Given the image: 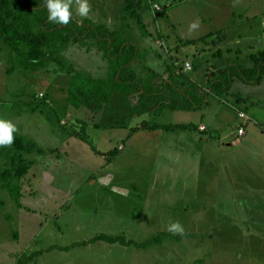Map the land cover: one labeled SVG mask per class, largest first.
<instances>
[{"label": "rangeland", "instance_id": "1", "mask_svg": "<svg viewBox=\"0 0 264 264\" xmlns=\"http://www.w3.org/2000/svg\"><path fill=\"white\" fill-rule=\"evenodd\" d=\"M87 2L81 17L72 0L70 19L121 30L139 59H154L136 63L146 88L168 81L199 98L228 65L249 69L251 55L264 52V0ZM13 54L0 33V118L17 129L0 146V174L24 170L13 180L19 200L0 180V264H264V78L235 77L197 111L163 100L138 112L132 93L95 114L70 105L68 70L50 63L25 71ZM65 56L85 75L109 74L94 39ZM241 112L249 117L245 137ZM169 124L192 127H149ZM197 138L208 144L189 141ZM175 223L182 233L169 231ZM101 234L164 240L145 249L95 241Z\"/></svg>", "mask_w": 264, "mask_h": 264}, {"label": "trees", "instance_id": "2", "mask_svg": "<svg viewBox=\"0 0 264 264\" xmlns=\"http://www.w3.org/2000/svg\"><path fill=\"white\" fill-rule=\"evenodd\" d=\"M48 17L49 10L44 0H0V33L3 41L14 51L15 64L25 71H37L49 66L50 63H56L62 69L68 70L71 75L70 105L79 109L87 108L95 114L106 111L117 94L132 93L138 95V106L135 107L137 111H142L144 108L149 110L163 100H175L176 109L197 111L211 93L222 96L229 91L235 77L248 84L260 83L264 78V52H261L251 55L254 65L249 69H245L240 64L228 65L220 76L211 81L205 93L199 98L191 96L192 94H184L168 81L160 89L146 88L144 85L146 80L142 79L135 69L139 59V48L129 41L123 31H113L107 24L96 23L89 18L82 22L70 19L67 24H60L49 21ZM136 17L141 20V16ZM87 39L96 40L100 51H103L104 58L108 60L110 70L107 77L85 75L71 65L66 58L65 53L70 46L83 43ZM198 42L200 41H188L185 45ZM149 127L151 129L157 127L189 129L192 125L169 124L149 125ZM20 159L23 160V157L20 156ZM23 172V166H20L17 173L13 174L7 169L0 174V180L7 184L17 200L20 198L21 190L19 185L13 183V180L14 177H21ZM161 235L137 243L134 240H127L124 235L112 237L101 234L95 241L121 242L146 249L162 244L164 239Z\"/></svg>", "mask_w": 264, "mask_h": 264}, {"label": "clouds", "instance_id": "3", "mask_svg": "<svg viewBox=\"0 0 264 264\" xmlns=\"http://www.w3.org/2000/svg\"><path fill=\"white\" fill-rule=\"evenodd\" d=\"M76 11L81 17H87L90 11V6L87 0H76ZM72 0H47V8L49 10V21H55L60 24H67L70 20L71 11L70 6ZM193 28L196 25H192ZM16 126L7 119L0 118V146H8L14 142L13 133L16 132ZM169 231L183 232V229L179 223L171 224Z\"/></svg>", "mask_w": 264, "mask_h": 264}, {"label": "crops", "instance_id": "4", "mask_svg": "<svg viewBox=\"0 0 264 264\" xmlns=\"http://www.w3.org/2000/svg\"><path fill=\"white\" fill-rule=\"evenodd\" d=\"M100 5H102V3L101 4H98V6L97 7H101ZM96 7V8H97ZM104 8H105V6H104ZM264 38V37H263ZM159 53V52H158ZM156 58H158V59H163L164 58V55H162V52L161 53H159L158 54V56H155ZM174 58H176V56H174ZM174 58H172L171 60H172V62L174 63V62H176V59H174ZM154 59H152V58H144V57H140V59H139V63H138V65L139 66H143L144 64H148V62L150 61L151 63H150V65L152 64V63H154V61H153ZM164 60H166L167 61V59L165 58ZM142 61V62H141ZM155 63H156V61H155ZM154 63V64H155ZM177 64V63H176ZM150 77V76H149ZM143 79H146V80H148L149 81V79L148 78H145V77H142ZM195 83H197L196 81H195ZM201 125H205L204 123H201ZM200 125V126H201ZM248 125V123H246L245 124V126H247ZM206 126V125H205ZM246 129H247V127H246ZM247 133H246V131H245V135H246ZM245 137V136H244ZM206 139V138H205ZM205 139H200V138H197L196 140H193V139H189V141L190 142H193V143H195V144H198V143H200V142H202V143H205V144H208V142H207V140H205ZM205 140V141H204ZM262 143V142H261ZM263 144V143H262ZM176 148H178V147H176ZM184 147L183 146H181V149H177V153L178 152H180V153H182V149H183ZM263 150H264V147L262 148ZM181 150V151H180ZM188 151V150H187Z\"/></svg>", "mask_w": 264, "mask_h": 264}, {"label": "built area", "instance_id": "5", "mask_svg": "<svg viewBox=\"0 0 264 264\" xmlns=\"http://www.w3.org/2000/svg\"><path fill=\"white\" fill-rule=\"evenodd\" d=\"M154 6L158 9H160V5L158 3H155ZM187 69H191L190 63L187 64ZM240 119H241V122H243V123H239L237 125V128H238L239 134L243 135L245 133L244 126L246 123H248L249 117L246 115L245 112H241L240 113Z\"/></svg>", "mask_w": 264, "mask_h": 264}, {"label": "bare ground", "instance_id": "6", "mask_svg": "<svg viewBox=\"0 0 264 264\" xmlns=\"http://www.w3.org/2000/svg\"><path fill=\"white\" fill-rule=\"evenodd\" d=\"M244 129H246L245 127H244ZM239 132V131H238ZM240 135V134H239ZM245 135V133L243 134V135H241V136H244Z\"/></svg>", "mask_w": 264, "mask_h": 264}]
</instances>
